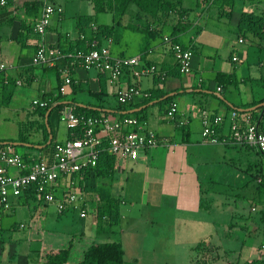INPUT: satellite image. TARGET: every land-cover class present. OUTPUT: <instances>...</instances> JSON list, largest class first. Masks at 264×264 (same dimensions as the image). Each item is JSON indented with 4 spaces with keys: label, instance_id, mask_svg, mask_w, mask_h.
<instances>
[{
    "label": "crops",
    "instance_id": "obj_1",
    "mask_svg": "<svg viewBox=\"0 0 264 264\" xmlns=\"http://www.w3.org/2000/svg\"><path fill=\"white\" fill-rule=\"evenodd\" d=\"M45 1L11 0L6 6L0 5V65L7 64L0 70V121L12 119L15 113L14 121L19 122L18 137H7L0 129V141H15L28 158L42 157L48 144L70 139L69 120L63 119V114L74 113L76 105L71 102L94 106L100 109L101 117L113 121L125 113L142 114L145 127L156 132L160 145L142 150L136 159L114 154L109 172L97 168L95 174L82 179L88 211L86 217L80 218L82 228H88L91 237L96 236L98 207L109 198L120 214L110 239L121 241L125 256L129 248L134 260L141 263L140 254L153 255L151 262L143 264H160L162 252H156L157 246L175 242V231L181 225V230H190L191 240L197 232H210L205 241H185L193 249L191 261L197 264H212L198 257L206 246L211 249L208 256L214 251L218 259L226 257L239 264L260 259L264 244V228L259 227V219H264V182L258 176L263 175L264 180V153L225 139L235 113L244 122L255 120L249 111L256 110L257 121L264 129V38L253 33L244 36L240 28L244 13L264 17V0H172L169 12L156 15L130 3L120 24L109 7L97 9V0H48L62 11L52 16L45 36L50 60L36 64L33 59L40 38L33 24ZM79 16L92 17L86 29L88 38L100 25L114 26V34L102 38L101 45L108 47L113 56H138L139 64L125 67L119 79H110L96 68L71 66L66 54L70 55V46L83 38ZM165 36L193 48L191 73L180 71ZM241 37L244 43H239ZM235 56L238 60H234ZM149 66H156V70L145 72ZM66 67L71 68L74 81L62 94L60 85ZM132 85L149 95L122 106L118 92ZM156 90L183 92L147 106ZM29 94L36 96L28 101ZM34 99L61 105L51 114V109L44 114ZM173 101L178 103V111L175 118H168L166 112ZM142 108L145 112H140ZM203 112L223 116L219 127L223 140L205 139ZM95 130L101 139L99 145L108 148L103 146L108 142L103 126L98 124ZM247 198L253 211L261 212V218L243 211ZM215 202L221 209L231 204L228 209L236 222L230 223L223 212L218 215L221 222L212 219L209 209ZM70 212L60 214L55 204L40 203L30 194L14 198L10 210L0 209V264H39L41 245L29 251L22 245L44 239L49 217H64ZM90 215L92 218L87 220ZM236 229L245 233L233 242ZM223 251L225 255L219 254Z\"/></svg>",
    "mask_w": 264,
    "mask_h": 264
},
{
    "label": "built area",
    "instance_id": "obj_2",
    "mask_svg": "<svg viewBox=\"0 0 264 264\" xmlns=\"http://www.w3.org/2000/svg\"><path fill=\"white\" fill-rule=\"evenodd\" d=\"M11 0H0L1 6H6ZM62 11V7L46 0L39 17L33 24V29L39 35L40 43L34 56L36 64H44L50 60L51 50L46 43V34L51 24L52 16ZM171 44L180 71L184 74L191 73L194 50L174 40L172 36H165ZM241 37L239 43H244ZM80 59L85 68H96L109 75L110 79H119L124 73V68L137 65L140 58H122L113 56L106 46L79 52ZM234 60H238L235 56ZM0 65V70L6 67ZM71 66L75 62L70 63ZM156 66L145 68V72H153ZM70 67L64 70L63 83L60 85L62 94L67 92L68 86L73 83ZM137 75L140 71L135 72ZM221 91V88H219ZM138 86L132 85L118 92V100L122 106H130L137 98L147 97ZM36 105L45 107L48 100H34ZM178 103L173 101L167 109L168 118H175ZM203 135L209 142H219L222 136L219 127L224 121L223 116H211L203 112ZM63 119L69 120L70 126L79 124L80 119L72 112H64ZM100 124L108 134V151L115 155L127 156L133 159L139 157L142 150L157 147L160 139L156 132L147 129L142 114L125 115L120 119L111 120L108 117L89 118L87 130L82 137L58 141L52 144L42 157L28 158L17 150V144L0 142V209L10 210L14 198L26 194L35 197L38 202L55 204L60 214L72 210H79L81 217L87 216L84 204L82 179L88 174H95L100 153L103 150L99 145L101 139L95 130ZM228 139L234 143L250 145L264 153V129L260 123L251 118L244 122L234 114ZM261 259L264 260V244L262 245Z\"/></svg>",
    "mask_w": 264,
    "mask_h": 264
},
{
    "label": "trees",
    "instance_id": "obj_3",
    "mask_svg": "<svg viewBox=\"0 0 264 264\" xmlns=\"http://www.w3.org/2000/svg\"><path fill=\"white\" fill-rule=\"evenodd\" d=\"M105 2L107 3V5L105 4ZM130 3L137 4L142 10L152 15H156L160 11L169 12L172 9V0H97V9L100 11L104 10L106 6L109 7L115 12L117 24H120L121 17L127 10ZM91 21L92 17L90 16L78 17V25L83 38L79 42H77V44H74V46H70L68 52L70 55L66 54L68 50H65L63 52L70 58L69 60H71V62H75V65H82L80 59L77 58V54L79 52L94 48H100L102 46L101 39L104 37H110L114 34V26L100 25L94 31L93 36L91 38H88L86 36V29L91 26ZM240 28L244 36H247L248 33H253L264 38V17L252 13H244L240 20ZM104 85H102V90H105ZM182 92L183 91L181 90H177L173 93H165L161 90H156L152 92V97L149 99L146 105L148 106L152 102L160 103L169 100L171 97H173V95ZM71 103H74L76 105L74 113L76 112L75 114L80 119L78 125L70 126V139H73L84 136L88 127L89 118L102 117L100 114V109L94 106L81 105L75 102ZM60 105V103L56 105L48 104L47 106L41 107L40 109L44 114H46L51 109V114L52 111H54V109H56ZM140 112H145V108H142ZM249 113H251L252 117H254L256 121L259 120L258 116H256V110L249 111ZM125 115L130 114L125 113ZM9 142L17 144L15 141ZM54 143L55 142L48 144L46 147L49 148ZM108 144L109 143L106 141L103 146L108 147ZM114 158V154H110L107 148H103L100 153L97 168H100V170L105 168L109 172L110 170L108 169L113 167ZM97 211L98 222L97 234L95 237H87L83 234L82 236L73 237L67 246L54 247L53 245H43L39 252V264L72 263V257L74 252L76 251V241H84L82 251H79L80 256L77 259V264H143L138 260L126 261L125 250L123 248L122 242L119 240L110 239L113 232L112 226L120 219L119 211L116 206L112 205V200L108 198L105 203H102L98 207ZM232 264L239 263L233 262ZM243 264H264V260H262L261 258L253 259Z\"/></svg>",
    "mask_w": 264,
    "mask_h": 264
},
{
    "label": "rangeland",
    "instance_id": "obj_4",
    "mask_svg": "<svg viewBox=\"0 0 264 264\" xmlns=\"http://www.w3.org/2000/svg\"><path fill=\"white\" fill-rule=\"evenodd\" d=\"M213 9L215 10L216 6H214ZM240 46H242V45H240ZM245 64H246L245 66L247 67L248 63L246 62V60H245ZM247 69H248V67H247ZM35 96H36L35 94L34 95L29 94L26 99L28 101H31L33 98H35ZM34 100H40V99H34ZM11 115H12L11 116L12 119L5 120L4 122L0 121V129L4 130L3 134L6 135L7 137H14V138L16 137L17 138L19 135V122L14 121V120H16V114L15 113H13ZM22 115L23 114L21 112V116ZM16 147H17V150L20 151L21 153L24 152L23 147H21L19 145ZM258 177H260L261 180L264 182V180L262 178L263 175L262 176L259 175ZM205 194H206V196L209 195L207 192H205ZM244 194H247V191L244 192ZM229 198H232V197L229 196ZM229 202L234 203L232 200H229ZM230 205L231 204H227V206H222L223 209H221L217 206V204L215 202L213 204V208L209 209V215L212 217V219L213 218L216 219V218H218V215L221 212H223V215L225 216V218H228L230 223H234V222H236V220H233L231 218V214L229 211L230 209H228ZM251 206H252L251 200H248V198L245 199L243 211L246 213H252L253 216L261 218L262 217L261 212L259 210L253 211ZM230 207H232V206H230ZM231 210H234V209H231ZM263 210H264V207H263ZM80 218H82V217L80 215L79 210L71 211L69 214H67L64 217H59L57 215L51 216V217H49V220L47 222L46 227L44 228V230L47 231V234L45 235L44 239H41V240L37 241L36 243H33L32 241H25V244H23L22 246H24L26 251H29L31 248L38 247L40 245H41V247L43 245H47V246L53 245L54 247H56V246L60 247V246H67L70 243L71 239L75 236L78 237V236H82L84 234V236L91 237L89 235L91 231L88 228H86V231H85V229L82 228V226L80 225V223H79L81 221ZM90 218H92V215H90V217L87 218V220H89ZM218 219H220V222H221V218H218ZM40 221H44V219H42ZM222 226H224V225H222ZM259 227L261 229L264 228V219H259ZM170 229H171L170 233L172 235V228H170ZM177 229L178 230H176L175 234H174L175 242H172L170 244L167 243L166 246L164 244V247L159 246V245L157 246L156 252H162L161 253L162 255H159L160 260L158 263L161 264V263L167 262L168 264H197L196 262L191 261V257L193 256V249L190 248L191 246H188V242L185 243V241H189V239L191 238L190 237V235H191L190 230L188 228H185L186 231L181 230V229H183V225H181V228L178 227ZM238 229H236V231L234 232L233 237L231 239V240H233V242L235 241L236 238L240 239V237H242L245 233V232L243 233L242 230H238ZM213 230H211V231H213ZM209 233L210 232L208 229H207V231L203 230L201 232H197L196 235L194 236V238H192V240L190 239V241H194V240H198V242H200L201 240L205 241L206 238L208 239L207 235ZM212 233H214V231ZM224 241L227 243V240H224ZM175 243H176V245H175ZM83 245H84V241H76V244H75L76 251L73 254L72 262H77V259L80 256L79 251H81ZM202 249H204V245H203ZM21 250L22 249H19L20 252H22ZM204 250L205 251L202 252L203 255L199 253L200 255L198 254V257L200 259H204V258L206 259L207 258V260L209 259L212 262V264H232L234 262L233 259L235 257H233V256H230V259H232L233 261L227 260L226 257L225 258L221 257L220 259H218V258H215L213 250H212L213 251L212 256L210 254L208 256V251L211 250L210 247L206 246ZM126 253H127L125 256L126 260H128V261L134 260V258H133L134 255L131 253V250L129 248L127 249ZM219 254L225 255V252L223 251V253L220 252ZM151 257H153V255L148 254V253H144V254H140L139 258L143 262L149 263L152 261ZM213 260H216L218 262H216V261L214 262ZM199 261H202V260H199Z\"/></svg>",
    "mask_w": 264,
    "mask_h": 264
}]
</instances>
